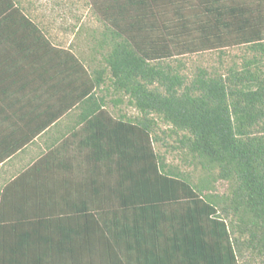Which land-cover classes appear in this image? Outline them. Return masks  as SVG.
I'll list each match as a JSON object with an SVG mask.
<instances>
[{
  "label": "trees",
  "instance_id": "1",
  "mask_svg": "<svg viewBox=\"0 0 264 264\" xmlns=\"http://www.w3.org/2000/svg\"><path fill=\"white\" fill-rule=\"evenodd\" d=\"M189 1L99 0L104 64L90 71L76 60L71 69L82 84L63 88L54 108L43 106L36 89L32 104L27 92L11 90L25 79L21 71L41 69L46 42L20 16L27 34L15 43L23 60L0 59V120L15 119L0 133V163L29 143L32 130L72 115L87 120L83 133L68 138L88 149L87 167L78 202L33 199L31 210L8 196L17 181L5 187L0 264L264 263V0H191L193 18L180 5ZM168 6L177 20H167ZM8 13L5 6L0 23L15 15ZM196 43L218 47L219 64L184 73L185 64L171 59ZM232 44L241 45V60H228ZM109 92L110 102L138 112L119 109L115 118L105 107ZM160 121L168 135L183 132L171 147L191 159L193 171L156 147ZM33 165H45L44 157Z\"/></svg>",
  "mask_w": 264,
  "mask_h": 264
},
{
  "label": "crops",
  "instance_id": "2",
  "mask_svg": "<svg viewBox=\"0 0 264 264\" xmlns=\"http://www.w3.org/2000/svg\"><path fill=\"white\" fill-rule=\"evenodd\" d=\"M10 4L5 3V0L0 4V12L5 10V6L9 9V13L15 11V15H9L7 22L0 23V59H19L23 60L20 50L15 43L16 36H26L27 33H20L24 31L19 22L22 21L20 16L23 14L27 16L43 33L44 38L42 47L43 58L40 61L41 69L39 71H33L32 67H28L27 71H21V74L26 75L25 79L18 80V84H13L11 90H14V94L20 92H27L29 94V102L32 104V94L36 89L42 95L41 101L44 107H57L60 102V97L65 94L66 86L79 85L80 81L76 80L78 75L72 71V65L76 64V60L83 62L86 68L88 66L85 60L80 58L72 48L58 43L54 38V33L59 31L69 34V22L66 21L65 26H57L50 22V25L44 26L39 20L35 19L33 13L37 11L34 6H28V2L31 0H11ZM67 1L60 0L61 8L67 10ZM32 3V2H31ZM12 4V7H9ZM65 6V7H63ZM60 8V9H61ZM8 13V14H9ZM51 24L53 26H51ZM32 28V25L27 26ZM12 29V30H11ZM78 28H76L77 30ZM32 30V29H31ZM54 30V31H53ZM32 41V40H31ZM29 59L32 60V45L29 47ZM41 73V74H40ZM42 77L35 81V77ZM83 77H87L82 71ZM24 83H22V82ZM82 84V83H81ZM80 84V85H81ZM65 88V90L63 89ZM97 89V88H96ZM101 94V92H99ZM13 101L10 99L8 102ZM107 109L110 108L111 114L117 112L119 109L128 111L131 105L127 106L126 101L120 103L117 106L110 102L105 103ZM116 118L117 116L113 114ZM46 119V118H45ZM11 123H10V121ZM4 122V127L8 124H15V119H9ZM38 119H33V124ZM35 121V122H34ZM86 119H81L78 116L62 115L55 118L50 123L47 121L48 126L42 131L32 130V139L27 145L19 150L13 157L6 159L0 163V198L5 190V187L10 183L15 182L11 186V193H8L9 197H14L16 204H25L31 206L32 201L35 202H48V203H67L70 201L78 202L79 198H83V193L79 195V182L84 181L86 174L87 164L84 161V155L88 149L80 150L76 144V138L68 140L75 132L81 130V126L86 123ZM0 124H3V120H0ZM2 128V127H1ZM0 128V129H1ZM4 130V128H2ZM2 134V131H0ZM83 133V132H81ZM80 133V134H81ZM61 136L56 143L55 138ZM40 139L43 144L40 147ZM54 139V140H53ZM63 141H69L68 144L62 145ZM39 142V143H38ZM36 145L34 151L33 146ZM62 145V146H61ZM39 149V150H38ZM44 157L45 165H33L40 158ZM61 162V163H60ZM7 163H10L7 168ZM8 175V176H7ZM20 178V180H18ZM42 180L44 187H41ZM40 201H39V200ZM18 201V202H17Z\"/></svg>",
  "mask_w": 264,
  "mask_h": 264
},
{
  "label": "rangeland",
  "instance_id": "3",
  "mask_svg": "<svg viewBox=\"0 0 264 264\" xmlns=\"http://www.w3.org/2000/svg\"><path fill=\"white\" fill-rule=\"evenodd\" d=\"M190 3H192L191 0L188 3H182L180 5H183V7H185V12L187 13V15L193 18L195 8L191 9L193 5H191ZM27 4L28 6H34L36 8L37 11H34L35 13H33L35 19L39 20L40 23L44 26L50 25V22L57 26H65L68 19L69 34L58 30L54 33V38H56L55 40H57L58 43L68 46L72 48L76 53H78L80 58L85 60V63L90 68V71L104 64L102 52L107 50L108 47L106 46L105 49H102L97 42L98 39L102 38V30L105 29V19L104 16H102V11L99 9V0H68L66 7L67 10L65 8L59 7L60 0H31ZM168 8H166L167 12L169 13V16H166L167 20L176 19L177 16L175 17V11H173V7L169 8L170 10ZM148 19L150 21H154L155 23L163 22L162 20L161 22H158V19L155 16H148ZM51 26L53 25L51 24ZM76 28L78 29L76 30ZM153 34L154 38L160 40L161 35L158 34L157 31H153ZM195 38L197 40H200V37L197 34H195ZM229 38L230 36H228L227 39ZM230 43H233V40ZM196 44L197 45H193L192 47L190 46L192 49H188L185 47L181 48L180 51L183 52V55H176L171 59L174 64H177L179 62H183V64H185L181 69V71L184 73L192 74L196 70L197 66L210 67L219 64L217 54L220 52V50L218 47L207 49L202 48L203 46L201 45V43ZM211 45L213 46V43L209 42L206 46ZM199 48L200 50H198ZM225 50L231 51V56L228 58L229 61L232 59L241 60L239 58L243 54L241 45L232 44L231 46L225 47ZM110 92L107 93L106 96L108 103H110L111 99ZM133 107L134 106H131L129 111H131L132 114H136V112L138 111L135 109V107L133 109ZM108 110H110V108ZM116 113L117 112H113V114L115 115ZM1 127L4 128V122L2 125L0 124V128ZM162 128L166 129V131L163 132ZM169 128L170 126L168 124H164L161 121L159 122V126L156 131L158 134H160V136H163L161 138L163 143L159 140L158 143L156 142V147H160V149L171 162L181 163L183 164L182 167L185 170L193 171L194 166L190 163L191 159L183 158L185 154H183L180 149L178 151H175L174 148L171 147L172 144L177 143V138L182 136L183 132H180L179 134L168 135L167 132L168 130H170ZM40 141H42V139H40ZM41 144L44 145L43 141L40 142V147L43 148ZM33 149L34 151L36 150V145L33 146ZM7 166L10 170V163H7L6 167ZM220 188L222 190H225L224 185H220ZM260 260V257H258V264H262L260 263Z\"/></svg>",
  "mask_w": 264,
  "mask_h": 264
}]
</instances>
